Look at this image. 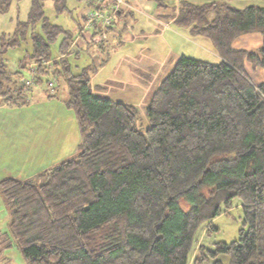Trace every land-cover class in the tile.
I'll use <instances>...</instances> for the list:
<instances>
[{"label":"trees","instance_id":"16d2710c","mask_svg":"<svg viewBox=\"0 0 264 264\" xmlns=\"http://www.w3.org/2000/svg\"><path fill=\"white\" fill-rule=\"evenodd\" d=\"M12 1L19 0H0V12ZM47 1L71 12L66 0H29L26 18L1 36L0 53L30 30L32 48L19 66L38 63L34 83L41 82L48 73L41 63L53 57L50 45L60 36L52 67L80 141L72 156L36 175L41 182L0 179L12 238L0 231V255L14 240L26 264H264V81L253 82L244 67L247 60L264 69V6L180 3L174 22L208 38L220 59L179 55L150 95L141 131L133 104L93 94L90 72L103 61L73 72L69 58L79 51L68 47L80 19L71 18V29L51 21ZM250 32L262 37L256 51L232 47ZM89 45L83 38L80 49ZM24 80L1 60L0 103L28 104L34 83ZM235 197L237 238L200 243L191 259L199 226L207 235Z\"/></svg>","mask_w":264,"mask_h":264},{"label":"rangeland","instance_id":"374dc122","mask_svg":"<svg viewBox=\"0 0 264 264\" xmlns=\"http://www.w3.org/2000/svg\"><path fill=\"white\" fill-rule=\"evenodd\" d=\"M66 4L71 12H58L49 1H47L44 5V12L51 21L62 24L66 28L71 29L74 25L71 18H75L79 13L81 2L76 0H66ZM132 6V9L127 8L134 14V17L131 20L132 25L129 27V33L133 37H137V39L131 42H120L119 44H116L117 29L115 32H111L109 34V39H111L112 42L103 46V49L107 50L104 62L96 66V69L90 72V84L91 90L96 96L107 97L113 100L133 104L137 109V128L144 131L149 125L145 108L150 95L160 80L173 68L177 57L184 54L200 59L206 58L205 60L210 62L214 61L213 56L206 57V55L203 54L204 49H198L195 45H201L200 42H209L206 37L202 36L204 38L202 39L199 38V36H193V43L188 39L185 40L183 36H174L169 38L166 34L164 35L162 31L167 33L169 30H174L173 28L176 25L167 23V18L163 19L160 17L159 19V15H155L154 13L153 6L149 9H144V11L136 9L135 5ZM28 7L29 0L12 1L6 12H0V41L2 35L6 38L13 34L16 22L26 18ZM121 7L124 8L127 7V5H122ZM157 21H159L160 24L162 23V25L160 26ZM121 22L122 21H120V23ZM166 23L168 25H165ZM115 25H117V18L115 20ZM38 28L39 24H37L36 30H38ZM254 33L259 35L257 32H253L252 35ZM29 36L30 30H28L25 39H21L18 45L7 46L4 48L5 51L0 53V61L2 60L6 63L9 70H19L22 78L24 79L30 78L32 76L31 70H36V67L38 66V63L36 64L35 61L31 60L27 63V69L19 66L20 60L26 55V52L32 48ZM59 40L60 36L50 45V53L53 54V57H55L49 59L50 61L58 59L56 56L60 55L56 53ZM92 47L87 51V53H90V55L92 53V55L96 56L95 52H99V50L97 49L93 51ZM1 49L2 47L0 44V50ZM103 52L104 51L102 50V55L100 54L101 56H99L96 61L97 63L103 60ZM80 54H82V56H77L76 58L70 56L69 58L72 63L73 72H78L82 67H84V65L86 66L88 61H90L88 55H83V53L79 51L78 55ZM84 59L87 61L83 62ZM49 72L50 71L42 77L41 82L33 84L32 88L34 91V97L32 91L29 96L31 102L33 100L41 102V97L38 98L36 92L40 91L43 95L48 93H54V95H56V97L54 96V98H52L53 100L50 101V112L55 113L56 115L65 114L64 116L60 115L57 117L52 123V125H55L59 120L62 123H59L58 125L61 126L63 124L65 130L64 142L60 144L59 151L53 153V155L57 154L60 156L58 159V161H60L72 156L77 151L80 134L74 111L62 104L64 96H67V89L64 83L60 82L59 75L54 78L52 74L56 73L52 71L53 73L50 74ZM251 79L254 80V77L252 76ZM50 80L51 82L49 85ZM19 82L22 83L25 81ZM46 83H48V85H46ZM8 105L15 106L13 102H9ZM54 105L60 106L56 108ZM16 111L20 110L17 109ZM16 113L17 112L14 110L11 114L13 116H20V114L16 115ZM51 130V134H53L54 129L51 128ZM51 163L52 162H49V164ZM35 177L36 176L34 175L29 178L33 179ZM35 179L37 182H41L39 181V177H36ZM241 219L242 212L240 202L238 198L235 197L232 200V205L228 209V212H222L212 220L211 225L212 228H214L207 235H205L204 232L205 224L199 226L195 234L197 242L191 253V259L195 255L197 247L200 243L211 246L214 241L230 242L236 239L238 236V230L242 223ZM8 221L9 214L3 200L0 197V231L5 232L11 238ZM2 253L3 254L0 255V264H26V261L14 240H12V244L8 248L4 249ZM220 258L224 261L226 260V256H221ZM189 264H191V261Z\"/></svg>","mask_w":264,"mask_h":264},{"label":"crops","instance_id":"0c3cea01","mask_svg":"<svg viewBox=\"0 0 264 264\" xmlns=\"http://www.w3.org/2000/svg\"><path fill=\"white\" fill-rule=\"evenodd\" d=\"M183 0H126L130 5L129 7L121 8L117 12V42L116 44L131 42L137 37H133L129 33V27L132 25V18L134 14L131 13L132 5L136 6V9L144 11V9H149L153 6L155 15H159V19L167 18V23L176 25L169 32L164 33L169 38L174 36H183L193 43V36H199V38L204 39L201 35H191L186 27H181L174 22V16L178 13L180 8V3ZM196 4L206 3L210 1H226L235 7H244L249 4H257L264 6V0H185ZM120 21H122L120 23ZM157 23L161 26L159 21ZM165 25H168V24ZM127 32V34H126ZM161 32V33H162ZM253 32L244 33L233 39L231 45L233 48L237 49H247L256 51L261 45L262 37L261 35H256ZM243 36V37H242ZM208 39V38H207ZM209 40V39H208ZM211 43V41L209 40ZM208 41L201 43V45H196L198 49H204V55L212 57L213 61L217 62L220 57L215 51L212 43L210 45ZM209 44V45H208ZM103 54V62L106 53V49L100 48L99 52ZM83 55H88L90 61H93V56L87 53V49H79ZM99 54V55H100ZM100 55V56H101ZM82 56V54L78 55ZM206 59V58H204ZM87 60L84 59L83 62ZM88 63L86 65H88ZM85 66V65H84ZM82 67V66H81ZM244 67L248 74L254 77L252 80L255 83H260L264 81V69L259 66H253L249 61L244 60ZM32 94L34 97V91L32 88ZM37 97H41V102L33 100L26 105H16L9 106L8 103H0V179L6 175H11L19 178H29L30 176H36L39 172L43 171L50 165H54L58 159L59 155H53V153L58 152L60 149V144L64 142L65 130L63 124L59 126V120L55 125H52L54 120L65 114H58L50 112V101L54 97H46L40 91L36 92ZM44 99H43V98ZM56 97V95H55ZM67 96H64V99ZM32 98V97H31ZM64 99L62 104H64ZM39 104V105H38ZM60 105H54L58 107ZM19 109L20 111H16ZM15 110L16 115L13 116L11 113ZM64 112V111H63ZM12 117L10 118V116ZM51 128L54 129L53 134H51ZM70 157V156H69ZM49 162H52L49 164ZM49 164V165H48Z\"/></svg>","mask_w":264,"mask_h":264},{"label":"built area","instance_id":"2783aa9c","mask_svg":"<svg viewBox=\"0 0 264 264\" xmlns=\"http://www.w3.org/2000/svg\"><path fill=\"white\" fill-rule=\"evenodd\" d=\"M80 10L77 16L80 19V29L77 32L76 36L72 39L68 50H78L83 45V38L87 40L89 45V50L93 49L99 50L101 45H108L107 43L112 42L109 39V34L116 31L115 20L117 18V12L122 8V5H130L126 0H81L80 1ZM112 44V43H110ZM96 56H93L95 61L98 60L100 52H95ZM60 55L56 57H60ZM55 58V57H53ZM41 64L46 66L49 73H53L52 61L45 60ZM32 76L28 79H25V86H30L34 83V73L35 69H32ZM56 78L57 74H52ZM51 80L49 81L50 85ZM48 85V83H47ZM29 92L26 95L28 99Z\"/></svg>","mask_w":264,"mask_h":264}]
</instances>
